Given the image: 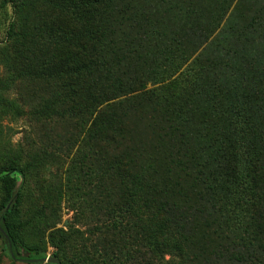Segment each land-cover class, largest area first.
I'll use <instances>...</instances> for the list:
<instances>
[{
	"label": "trees",
	"instance_id": "16d2710c",
	"mask_svg": "<svg viewBox=\"0 0 264 264\" xmlns=\"http://www.w3.org/2000/svg\"><path fill=\"white\" fill-rule=\"evenodd\" d=\"M5 22L22 75L53 82L31 114L72 115L106 146L94 225L30 205L60 264H264V0H0ZM18 175L0 164V227L40 259L5 222Z\"/></svg>",
	"mask_w": 264,
	"mask_h": 264
},
{
	"label": "rangeland",
	"instance_id": "374dc122",
	"mask_svg": "<svg viewBox=\"0 0 264 264\" xmlns=\"http://www.w3.org/2000/svg\"><path fill=\"white\" fill-rule=\"evenodd\" d=\"M68 1L71 3L73 0ZM7 8L10 14L11 9ZM7 23L0 26V53L7 47L11 55L9 69L0 64V164L17 157L24 167L25 176L18 175V187L24 192L22 203L5 218V222L15 225L13 232L21 245L37 248L43 256L30 259L22 250L11 252L3 238L5 236L0 233V264H56L55 261H63L53 256L54 249L47 243L45 225L37 223V216L31 212L30 205L32 201L42 205L50 200L57 228L67 230L75 226L84 229L94 225L96 220L92 210L95 211L96 203L91 210L84 202L92 199L102 202L94 184L95 180L106 178V158L100 159L93 152L98 153L99 147L106 149V146L100 142L91 143L94 147L89 144L83 131L80 134L82 127L76 126V117H69L72 115L37 119L31 114L33 107L48 97L53 82L22 75L20 69L27 62L13 49L14 41L7 39ZM40 45L48 46L44 41ZM45 47L36 50L38 55L46 52L42 50ZM27 55L31 57L29 53ZM40 59L44 60V56ZM94 155L96 161L92 162ZM81 194L86 200L79 202ZM78 203L83 205L82 217L79 210L75 211ZM45 258L51 260L33 262Z\"/></svg>",
	"mask_w": 264,
	"mask_h": 264
},
{
	"label": "water",
	"instance_id": "95a60500",
	"mask_svg": "<svg viewBox=\"0 0 264 264\" xmlns=\"http://www.w3.org/2000/svg\"><path fill=\"white\" fill-rule=\"evenodd\" d=\"M0 233L1 234H3V236H5V232L3 231V229L0 227ZM48 260H51V259H47V258H45V259H41V260H34L33 262H37V261H43V262H45V261H48ZM55 263L56 264H60L59 262H57V261H55Z\"/></svg>",
	"mask_w": 264,
	"mask_h": 264
}]
</instances>
